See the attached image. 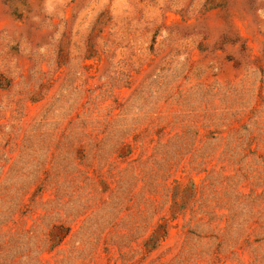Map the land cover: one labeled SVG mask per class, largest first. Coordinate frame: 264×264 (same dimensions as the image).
Wrapping results in <instances>:
<instances>
[{
  "label": "rangeland",
  "instance_id": "374dc122",
  "mask_svg": "<svg viewBox=\"0 0 264 264\" xmlns=\"http://www.w3.org/2000/svg\"><path fill=\"white\" fill-rule=\"evenodd\" d=\"M0 84V264H264V0H0Z\"/></svg>",
  "mask_w": 264,
  "mask_h": 264
},
{
  "label": "trees",
  "instance_id": "16d2710c",
  "mask_svg": "<svg viewBox=\"0 0 264 264\" xmlns=\"http://www.w3.org/2000/svg\"><path fill=\"white\" fill-rule=\"evenodd\" d=\"M0 86H1V84H0ZM162 227L163 226H158V228L154 230L152 236L146 241L147 244H153L152 246L155 245V243L161 237V235H159V233L161 230H163ZM163 233H165V230H163Z\"/></svg>",
  "mask_w": 264,
  "mask_h": 264
}]
</instances>
